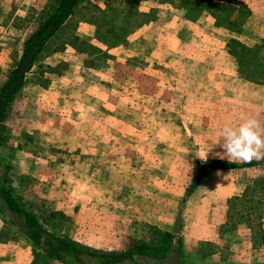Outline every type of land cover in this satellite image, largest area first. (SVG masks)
<instances>
[{"label": "rangeland", "instance_id": "rangeland-1", "mask_svg": "<svg viewBox=\"0 0 264 264\" xmlns=\"http://www.w3.org/2000/svg\"><path fill=\"white\" fill-rule=\"evenodd\" d=\"M91 1L105 7L106 0ZM159 4L148 0L140 10L156 9L167 22L182 12L178 0L156 8ZM91 15L80 11L72 22L77 23L82 51L68 47L72 50L59 55L67 69L51 75L54 64L45 63L37 74L50 78L49 87L28 84L23 100L14 105L15 114L6 121L9 141L0 146V181L9 179L18 196L40 215L65 213L70 218L67 233L74 240L85 243L99 235L95 243L123 250L148 236L138 219L157 211L160 219L163 211L179 210L195 177L196 161L215 153L204 146L219 138L223 117L215 101L204 97L214 87L192 77L193 82L185 81L182 69L171 66L183 58L176 52L178 45L157 47L133 35L118 46L103 45ZM262 175L264 166L238 177L248 184ZM195 203L202 209L203 200ZM102 224L103 232L94 230ZM0 228L1 240L8 243L5 252H28L29 245L1 220ZM248 249L243 258L264 263L261 251Z\"/></svg>", "mask_w": 264, "mask_h": 264}, {"label": "trees", "instance_id": "trees-1", "mask_svg": "<svg viewBox=\"0 0 264 264\" xmlns=\"http://www.w3.org/2000/svg\"><path fill=\"white\" fill-rule=\"evenodd\" d=\"M148 0H106L105 7H98L91 0H49L38 13L37 27L27 35L19 50L11 54L12 64L0 84V146L9 141L6 121L10 107L18 95L30 83L48 88L50 78L37 74L45 63H53L49 73L60 76L68 64L58 55L68 47L82 51L76 34L77 23L72 24L80 11L90 12L91 24L96 27L97 39L111 47L127 41V38L157 19V10L141 11L140 4ZM160 4H175L177 0H152ZM178 8L188 20L196 21L208 13L219 28L239 34L251 11L246 4L236 0H178ZM227 42L229 54L236 60L239 74L247 81L264 85V41L248 46L234 37ZM92 49H96L90 46ZM33 77V80L30 78ZM263 164L229 163L212 161L198 163L193 181L185 188L184 203L199 184L219 170H234ZM31 203L24 202L16 193L11 181H0V219L21 241L32 248V264H187L184 261L182 239L173 232L163 231L152 225H144L146 238H136L124 250H104L89 247L69 236L70 218L62 211H45L41 215ZM264 176L249 182L240 197L228 201L226 223L222 232H232L238 224L246 223L255 246L264 243ZM65 230V231H64ZM211 253V250H209Z\"/></svg>", "mask_w": 264, "mask_h": 264}, {"label": "crops", "instance_id": "crops-1", "mask_svg": "<svg viewBox=\"0 0 264 264\" xmlns=\"http://www.w3.org/2000/svg\"><path fill=\"white\" fill-rule=\"evenodd\" d=\"M48 1L0 0V84L11 67L12 52L19 50L25 37L36 29L38 13ZM236 1L246 4L251 11L239 34H233L226 29L217 27L215 19L208 13L202 14L196 21H191L181 10L183 13L177 12V16L173 18L176 19L175 22H172L173 19L167 22L166 18L161 17L158 13L155 21L144 25L132 35L135 39L144 36L151 45L155 43L157 47L162 44H165L167 48L170 44L179 46L176 52H180L183 58L173 60L171 66L175 65L182 69L181 75L185 81L193 82L192 78H195L194 80H197L198 83L207 81L209 87H214V90H209L204 94V97L215 101V109L223 117V123H219L221 127L225 124L235 126L241 122L242 118H255L264 125V85L247 81L240 76L237 62L229 54L226 42L231 37L248 46L264 41V0ZM155 6L159 8L162 4ZM165 21L167 23H163ZM82 23L84 22L79 25ZM85 24L88 25V23ZM76 34L80 38L78 30ZM243 37H246L247 41H242ZM69 50L66 49V51ZM186 53H189L187 57H185ZM26 88L27 86L11 105L9 118L15 114L13 112L14 105L17 106L23 100ZM16 114L20 115V113ZM221 142V139L218 138L214 145L204 146L210 149L212 147L215 153L209 151L206 153V158L196 161L197 164L212 161L248 163L217 156L216 153L223 152L220 146ZM251 162L263 164L264 159H254ZM254 168L257 166L213 172L199 184L186 202H181L179 210L163 211L160 219L157 211L153 217L138 219V221L143 220L142 224L176 233L182 239L183 256L187 264H207L210 260H214L216 264H256L254 259H252L253 262H250V258L243 257L249 253L248 248L252 250V253L261 251L264 257V243L259 246L254 245L252 231L246 223L238 224L231 233L222 232V226L226 223L227 218L228 201L233 197H240L247 185L244 184L245 182L240 183L238 176L244 175ZM234 173H238V175H234ZM28 175L29 178L34 176L32 173H28ZM231 175L236 178L230 181L225 180V177ZM201 200L204 201V205L199 210L195 202ZM121 221L122 219L119 217L118 223ZM261 224L264 229V217ZM103 229V224L100 228L94 227V230L99 232H103ZM239 233L240 237H238ZM242 233L245 235L242 236ZM90 237L93 239L89 238L85 243L76 241L96 249L119 250L97 244L101 239L99 235ZM25 243L29 245L27 241ZM7 247L8 243L1 240L0 237V251H2L0 264H32L34 257L30 245L27 247V253L19 249H16L14 253H7L4 250ZM232 257H237L240 261H235ZM52 264L61 263L53 261Z\"/></svg>", "mask_w": 264, "mask_h": 264}, {"label": "clouds", "instance_id": "clouds-1", "mask_svg": "<svg viewBox=\"0 0 264 264\" xmlns=\"http://www.w3.org/2000/svg\"><path fill=\"white\" fill-rule=\"evenodd\" d=\"M221 139L220 158L251 162L264 159V125L255 118H242L235 126L225 124L218 131Z\"/></svg>", "mask_w": 264, "mask_h": 264}]
</instances>
